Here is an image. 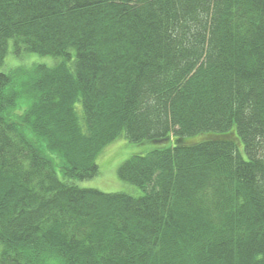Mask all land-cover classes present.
Wrapping results in <instances>:
<instances>
[{
	"label": "trees",
	"instance_id": "1",
	"mask_svg": "<svg viewBox=\"0 0 264 264\" xmlns=\"http://www.w3.org/2000/svg\"><path fill=\"white\" fill-rule=\"evenodd\" d=\"M10 43L59 62L0 70V264H264V0H0ZM119 139L143 195L80 188Z\"/></svg>",
	"mask_w": 264,
	"mask_h": 264
},
{
	"label": "rangeland",
	"instance_id": "2",
	"mask_svg": "<svg viewBox=\"0 0 264 264\" xmlns=\"http://www.w3.org/2000/svg\"><path fill=\"white\" fill-rule=\"evenodd\" d=\"M58 59L52 57H41L36 54L22 52L17 54L14 45L10 43L9 53L2 69L5 72L17 68H29L34 64H44L49 67L55 66ZM157 148L154 144L135 145L126 139H119L104 150L101 156L97 158L99 174L96 178L84 182H79L80 188L96 190L105 194L124 193L134 197L143 195V192L135 186L123 181L118 174L119 168L131 157L137 155H147ZM58 177L64 181L61 172L58 171Z\"/></svg>",
	"mask_w": 264,
	"mask_h": 264
}]
</instances>
